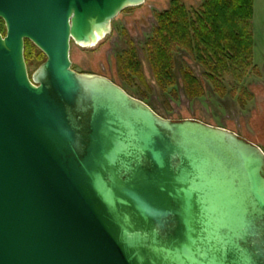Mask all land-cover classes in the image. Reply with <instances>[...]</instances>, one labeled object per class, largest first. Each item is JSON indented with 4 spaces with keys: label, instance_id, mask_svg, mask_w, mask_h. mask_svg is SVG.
<instances>
[{
    "label": "water",
    "instance_id": "95a60500",
    "mask_svg": "<svg viewBox=\"0 0 264 264\" xmlns=\"http://www.w3.org/2000/svg\"><path fill=\"white\" fill-rule=\"evenodd\" d=\"M145 1L0 0V264H264L261 149L71 69Z\"/></svg>",
    "mask_w": 264,
    "mask_h": 264
},
{
    "label": "rangeland",
    "instance_id": "374dc122",
    "mask_svg": "<svg viewBox=\"0 0 264 264\" xmlns=\"http://www.w3.org/2000/svg\"><path fill=\"white\" fill-rule=\"evenodd\" d=\"M173 1L147 0L141 6L123 10L111 22L109 34L93 46L80 47L71 42L72 71L108 79L163 119L174 122L196 120L225 129L264 153V0H253L252 68L240 81L224 77L221 90L205 79L202 68L181 49L174 53L175 86L162 88L153 77L146 57L147 43L153 36L157 15L168 11ZM178 1L188 13H194L204 0ZM131 46L140 64L139 74L125 72L119 62ZM39 53L32 43L29 47L24 45L29 77L44 62L38 57ZM184 69H190L201 85L200 98L188 97L181 78Z\"/></svg>",
    "mask_w": 264,
    "mask_h": 264
},
{
    "label": "trees",
    "instance_id": "16d2710c",
    "mask_svg": "<svg viewBox=\"0 0 264 264\" xmlns=\"http://www.w3.org/2000/svg\"><path fill=\"white\" fill-rule=\"evenodd\" d=\"M252 19L253 0H204L194 13L174 0L168 11L157 15L147 43L146 57L157 84L162 88L175 86L174 53L178 49L202 68L205 79L217 90H221L224 77L244 79L252 68ZM0 33L5 34L2 21ZM24 45L29 47L30 43L25 41ZM119 62L125 72L139 74L140 64L132 46ZM181 78L190 99L202 96L190 69H184Z\"/></svg>",
    "mask_w": 264,
    "mask_h": 264
},
{
    "label": "flooded vegetation",
    "instance_id": "af4514ba",
    "mask_svg": "<svg viewBox=\"0 0 264 264\" xmlns=\"http://www.w3.org/2000/svg\"><path fill=\"white\" fill-rule=\"evenodd\" d=\"M3 36H5V34Z\"/></svg>",
    "mask_w": 264,
    "mask_h": 264
}]
</instances>
